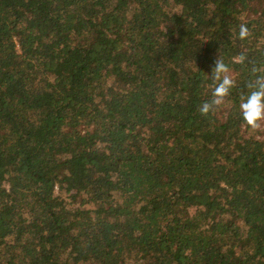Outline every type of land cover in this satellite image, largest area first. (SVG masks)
I'll list each match as a JSON object with an SVG mask.
<instances>
[{"label":"trees","instance_id":"trees-1","mask_svg":"<svg viewBox=\"0 0 264 264\" xmlns=\"http://www.w3.org/2000/svg\"><path fill=\"white\" fill-rule=\"evenodd\" d=\"M253 66L264 0H0V264H264Z\"/></svg>","mask_w":264,"mask_h":264},{"label":"clouds","instance_id":"clouds-1","mask_svg":"<svg viewBox=\"0 0 264 264\" xmlns=\"http://www.w3.org/2000/svg\"><path fill=\"white\" fill-rule=\"evenodd\" d=\"M237 35L240 40L247 39L250 35L248 25L241 23ZM246 60V54L241 53L239 61L244 62ZM252 73L254 78L247 82L248 92L241 96L239 109L244 125L250 128H259L261 122H264V66H253ZM208 77L213 81L211 99L205 100L198 109L200 114L205 117L215 114L237 85L236 79L231 74V70L221 54L214 61V66Z\"/></svg>","mask_w":264,"mask_h":264},{"label":"rangeland","instance_id":"rangeland-1","mask_svg":"<svg viewBox=\"0 0 264 264\" xmlns=\"http://www.w3.org/2000/svg\"><path fill=\"white\" fill-rule=\"evenodd\" d=\"M259 128H262V129H264V122H261V125H260V127ZM259 128H255L254 129V132L256 131L257 132V130H259ZM59 192V189L57 190V193ZM78 204V202L77 203H74L73 205H77Z\"/></svg>","mask_w":264,"mask_h":264},{"label":"built area","instance_id":"built-area-1","mask_svg":"<svg viewBox=\"0 0 264 264\" xmlns=\"http://www.w3.org/2000/svg\"><path fill=\"white\" fill-rule=\"evenodd\" d=\"M56 190H58V186H56Z\"/></svg>","mask_w":264,"mask_h":264}]
</instances>
